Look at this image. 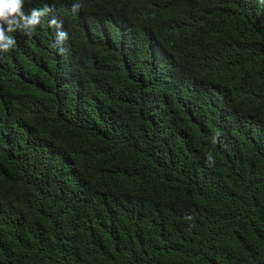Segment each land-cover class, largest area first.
Returning <instances> with one entry per match:
<instances>
[{
    "label": "trees",
    "instance_id": "obj_1",
    "mask_svg": "<svg viewBox=\"0 0 264 264\" xmlns=\"http://www.w3.org/2000/svg\"><path fill=\"white\" fill-rule=\"evenodd\" d=\"M74 2L0 51V264H264V0Z\"/></svg>",
    "mask_w": 264,
    "mask_h": 264
},
{
    "label": "clouds",
    "instance_id": "obj_2",
    "mask_svg": "<svg viewBox=\"0 0 264 264\" xmlns=\"http://www.w3.org/2000/svg\"><path fill=\"white\" fill-rule=\"evenodd\" d=\"M82 7L80 0H76L72 4V11L75 13ZM24 0H0V51L7 52L15 46V38L9 33L22 31L25 35L31 36L35 28L41 23V18L44 17L51 9L47 6L44 8H33L29 13L24 12ZM49 26L60 28L57 21L53 18L49 21ZM68 38V33L58 31L53 47H58L64 40ZM59 52H63V48H58ZM216 139H213V143ZM211 153L207 154V162L213 163ZM212 162V163H210ZM191 219V217H187Z\"/></svg>",
    "mask_w": 264,
    "mask_h": 264
}]
</instances>
